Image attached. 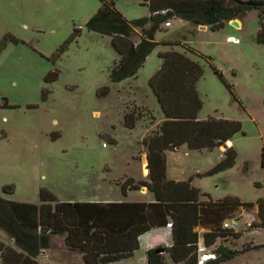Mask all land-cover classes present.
Listing matches in <instances>:
<instances>
[{
  "label": "rangeland",
  "instance_id": "obj_1",
  "mask_svg": "<svg viewBox=\"0 0 264 264\" xmlns=\"http://www.w3.org/2000/svg\"><path fill=\"white\" fill-rule=\"evenodd\" d=\"M146 4L115 0L130 21L149 15ZM100 5L99 0H0V194L31 204H39L41 189L70 203L154 201L141 188L124 195L120 184L148 181L143 140L163 119L149 81L163 64L160 55L171 49L161 43L176 42L180 46L173 50L186 52L204 69L197 83L203 103L198 118L236 121L242 132L231 139L237 153L231 168L209 173L230 147L193 151L184 145L168 155V176L190 180L203 202L236 198L252 204L227 213V219L240 222L238 237L218 245L240 254L221 264H264L258 207L264 201V47L257 42L258 12L237 20L239 28L228 23L218 31L170 19L172 27L161 25L159 45L137 76L114 83L110 73L119 56L110 38L85 27ZM131 112L141 117L133 130L124 125ZM7 186L12 194H3ZM195 230L202 234L207 228ZM0 237L5 241L2 232ZM154 237L172 242L169 227L150 230L133 257L107 264H145L146 244ZM166 262L173 264L168 256Z\"/></svg>",
  "mask_w": 264,
  "mask_h": 264
},
{
  "label": "trees",
  "instance_id": "obj_2",
  "mask_svg": "<svg viewBox=\"0 0 264 264\" xmlns=\"http://www.w3.org/2000/svg\"><path fill=\"white\" fill-rule=\"evenodd\" d=\"M100 8L89 19L86 29L108 36L119 56L112 67L110 78L114 83L137 76L153 49L161 25L175 17L198 27L218 31L233 20H241L251 11L258 12L260 28L257 42L264 47V0H147L149 15L128 20L116 8L115 0H99ZM163 12H166L163 14ZM165 27V26H164ZM166 28V27H165ZM170 51L160 55L163 64L149 81L163 114L158 130L144 140L147 147L148 181L135 183L126 179L121 186L128 190L146 188L154 195V202H62L46 189L39 191V204L16 202L0 194V258L2 264H39L42 253L52 249L54 237H62L68 251L78 253L83 264H107L131 257L138 250L139 239L153 229L171 224L172 246L150 249L146 264H198L200 237L204 248L214 247L216 258L206 264H221L237 257L240 252L218 241L238 234L222 229L227 213L237 207L245 209L252 204L236 198L213 202L201 201V192L190 180L173 181L167 177L169 151L186 145L189 150H212L222 147L242 132L239 122L229 119H198L203 107L197 83L203 76L202 65L186 52L173 50L180 44L161 43ZM215 74L224 82L217 69ZM52 78L50 75L46 80ZM56 78V76H54ZM230 89V85L225 84ZM139 113L124 116V125L136 127ZM153 119V118H151ZM237 153L226 148L223 160L209 173L224 171L236 163ZM13 187H4L3 194H12ZM260 227L264 230V201H258ZM197 227L207 228L200 234ZM208 229L210 231H208Z\"/></svg>",
  "mask_w": 264,
  "mask_h": 264
},
{
  "label": "crops",
  "instance_id": "obj_3",
  "mask_svg": "<svg viewBox=\"0 0 264 264\" xmlns=\"http://www.w3.org/2000/svg\"><path fill=\"white\" fill-rule=\"evenodd\" d=\"M239 22V21H238ZM240 23V22H239ZM201 29L205 30L207 29L208 27H200ZM192 59V58H191ZM199 119V118H198ZM164 118L161 120V123L163 122ZM200 120V119H199ZM161 125V124H160ZM158 130V129H157ZM154 132V131H153ZM230 148H232L233 146V143L230 141ZM184 146V145H183ZM186 146V145H185ZM147 148V147H146ZM177 151V150H176ZM175 151H169L167 152L166 154V157H167V160H168V155L169 154H173ZM147 153H148V150L146 152L143 153L142 155V161H143V165L145 166L144 168V171H147V174L144 173V176H147V179H148V170H147V164H148V161H147ZM167 177L168 179L170 180H173V181H179V180H176V179H173V178H170L168 176V172H167ZM143 192L145 191H148L146 188H141ZM121 202H124V201H121ZM125 202H129V201H125ZM136 202H141V201H136ZM154 202V201H152ZM90 203H96V202H90ZM99 203V202H98ZM129 203H132V202H129ZM147 203V202H146ZM151 203V202H150ZM171 230V229H170ZM201 234V233H200ZM143 236V235H142ZM141 236V237H142ZM140 237V239H141ZM140 239H139V243H140ZM201 241V242H200ZM165 242V239H156L155 237L151 240L150 243H147L146 244V248H147V251L150 250V249H157L159 247H171L172 246V243H173V240L171 243H167V244H164ZM199 246L200 247H204L203 245V238L200 237V240H199ZM135 253V252H134ZM147 253V252H146ZM40 256H42L43 258H38V262L39 264H83L82 262V259H81V256L78 254V253H75V252H71V251H68L66 248H65V245H64V240L62 237H54L53 238V243H52V249H50L49 251L45 252V253H42ZM134 254L131 256L133 257ZM129 257V259L131 258ZM128 260V258H127ZM145 264H146V261H145Z\"/></svg>",
  "mask_w": 264,
  "mask_h": 264
},
{
  "label": "built area",
  "instance_id": "obj_4",
  "mask_svg": "<svg viewBox=\"0 0 264 264\" xmlns=\"http://www.w3.org/2000/svg\"><path fill=\"white\" fill-rule=\"evenodd\" d=\"M166 12H163V14H165ZM164 26L166 28H171L172 27V23L171 21H167L165 22ZM236 43L238 41H235ZM225 147H230V141L226 142ZM168 227L170 228L171 227V224H168ZM240 227V222L237 220V219H228L226 221L223 222L222 224V229L223 230H226V231H232V232H236ZM214 247L210 248V249H213ZM206 250V248L204 247H200V252H204ZM209 250V249H208ZM217 256L216 254L214 253V251L210 250V252L208 253H203L200 258H199V262L198 264H206L208 261L212 260V259H215Z\"/></svg>",
  "mask_w": 264,
  "mask_h": 264
},
{
  "label": "water",
  "instance_id": "obj_5",
  "mask_svg": "<svg viewBox=\"0 0 264 264\" xmlns=\"http://www.w3.org/2000/svg\"><path fill=\"white\" fill-rule=\"evenodd\" d=\"M230 24L233 25V26H235V27H237V28L240 27V24H239V22H238L237 20H233V21H231ZM156 252H158V253H162L163 251L157 249Z\"/></svg>",
  "mask_w": 264,
  "mask_h": 264
},
{
  "label": "bare ground",
  "instance_id": "obj_6",
  "mask_svg": "<svg viewBox=\"0 0 264 264\" xmlns=\"http://www.w3.org/2000/svg\"><path fill=\"white\" fill-rule=\"evenodd\" d=\"M231 145V144H230Z\"/></svg>",
  "mask_w": 264,
  "mask_h": 264
}]
</instances>
